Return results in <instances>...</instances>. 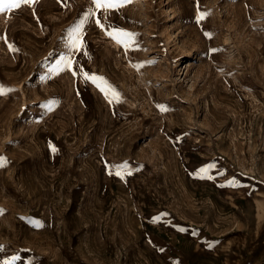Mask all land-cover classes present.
<instances>
[{
  "label": "rangeland",
  "instance_id": "1",
  "mask_svg": "<svg viewBox=\"0 0 264 264\" xmlns=\"http://www.w3.org/2000/svg\"><path fill=\"white\" fill-rule=\"evenodd\" d=\"M93 8L0 12V264H264V0Z\"/></svg>",
  "mask_w": 264,
  "mask_h": 264
},
{
  "label": "snow or ice",
  "instance_id": "2",
  "mask_svg": "<svg viewBox=\"0 0 264 264\" xmlns=\"http://www.w3.org/2000/svg\"><path fill=\"white\" fill-rule=\"evenodd\" d=\"M36 0H0V12H3L5 10H12L19 8L22 4H28L31 5L35 3ZM131 0H91V3L94 5V8L89 12L90 16H95L96 12L103 9L104 11L108 10H118L119 7L123 6L126 3H130ZM205 13H199L197 14V22L199 23L200 20H203L205 18ZM97 26L103 28L104 25L101 24L99 19H96ZM84 21H81V24L78 25L75 29L72 30L71 40H70V47L74 51H81L83 49V42H82V36H81V26L83 25ZM107 35L111 36L114 40L117 41V43L124 45V46H130L134 43V33L127 32L123 29H114L112 31L106 32ZM205 36L210 38V33L205 32ZM212 53H215L217 49H211ZM87 53H85L86 55ZM151 63V62H149ZM74 64V60L71 57H67L64 60L63 68H66L73 72V75H77V72L72 69V65ZM143 66L142 64L140 65ZM63 70V69H60ZM80 73L83 75V78L85 82H88L89 80L95 84L102 92L105 93L106 98L108 96V92L111 91V95L114 99H116L117 102L119 98V94L114 90L110 89V87H105L106 81H104L103 77H97L95 75L88 74L83 68H80ZM0 94H4L3 86H0ZM112 102L111 100L109 101ZM165 109L161 107V111H164ZM55 151V149H53ZM6 160L3 157H0V167L4 166ZM121 171H114L110 174H114L119 177H123L125 174H130V172L125 173L122 171L123 169L127 168L126 164H121L118 166ZM208 171L207 168L200 169L201 174L206 173ZM158 219V218H154Z\"/></svg>",
  "mask_w": 264,
  "mask_h": 264
}]
</instances>
